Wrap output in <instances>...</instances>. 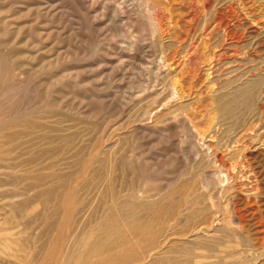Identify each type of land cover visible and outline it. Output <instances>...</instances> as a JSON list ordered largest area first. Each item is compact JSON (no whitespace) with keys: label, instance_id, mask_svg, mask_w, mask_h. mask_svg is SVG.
<instances>
[{"label":"rangeland","instance_id":"1","mask_svg":"<svg viewBox=\"0 0 264 264\" xmlns=\"http://www.w3.org/2000/svg\"><path fill=\"white\" fill-rule=\"evenodd\" d=\"M146 1L148 2V0H0V264H61L73 249L75 241L88 230L87 226L89 225V228L91 224L100 221L99 214L103 211L108 181L110 182L112 178L118 179L120 173L128 171L126 163L119 160L122 152L131 158L135 156L133 158L135 167L129 169L127 174L130 176L135 174V179H138L136 185L143 178L144 188L139 191L135 202L149 203L153 198L155 202H159V198L161 200L164 195L174 193L182 187V183L196 185L200 179L203 180L196 175L200 171L208 173L214 167L205 152L204 141L211 140L210 133L220 122L222 116L219 110L220 94L227 89L226 79L229 78L223 75L224 72H219L214 84L213 75L208 72L219 38L211 39L201 23L207 15L202 0H169L168 3H165L167 0H151L150 3ZM246 4L251 13L249 9L242 11V7L237 5L239 13L245 15L247 12L246 18L242 21L246 33L244 42L241 43L242 48L244 47L245 51L250 49V54L254 58L258 56L259 62L263 63L260 58L264 57V0H246ZM115 5L120 7L119 13L114 10ZM149 22L151 25H147ZM256 28L260 29V34L255 31ZM255 36H258L259 40L254 38ZM255 41L260 44L256 43L253 46ZM246 54H244L246 57L250 55L248 52ZM254 63L250 62L249 66L254 67ZM250 73L245 72L241 79L247 80L251 77ZM252 73L257 74V71ZM256 76L258 80L260 79L257 89L259 94L257 93V96L244 106V113H241L239 121L227 120V126L224 125L219 131L221 140L219 142H222L220 144L222 149L228 148L226 153L234 150L241 161L248 155L255 168L261 170L258 174L259 194L264 213V84H262L264 72ZM174 83L178 90L176 98L171 97ZM222 86H225V89ZM168 98L172 99L164 104ZM145 109H150L151 113L142 120L141 113ZM249 116L255 121L254 128L257 130L247 131L243 137L241 131L246 125L245 122L252 120ZM141 123H147L151 128L143 129L139 127ZM187 125L191 126V131ZM236 139L240 140L236 142ZM195 144L202 152L200 155L194 153ZM96 145L100 162L96 161L95 167L83 175L79 168L81 161L96 149ZM236 147L238 151H235ZM116 155L119 156L118 164L124 165L122 168L118 165L114 169L111 165ZM140 156L146 167L144 170L142 164L138 162ZM108 160L112 162L109 163ZM65 164L68 167H64ZM136 164H139L141 169ZM242 165L241 162L239 171L243 170ZM242 173L243 175L240 172L242 177L238 181H249L245 172ZM20 175L29 178L19 182ZM48 176L55 179L52 181ZM67 176L66 180L73 182L72 190L75 188L70 202L64 199L63 193L67 190L59 183L60 180L66 181ZM73 177L74 180L78 179L73 181ZM210 178L208 177L207 181L215 186L214 178ZM212 185L210 187L213 188ZM50 189L52 195L56 191L53 195L55 198H51ZM237 191L240 197L248 195L247 191L241 189ZM100 192L103 200H98L102 197L99 195ZM204 194L199 195L200 199H205L206 193ZM221 198L219 201L226 204L227 196ZM202 205L205 203L202 202ZM64 207H72L70 209L73 213L69 210L70 214L67 215L64 213L66 212ZM57 208V212L54 211ZM145 210L141 208L139 213L148 216ZM93 214H96V217ZM69 215L73 216V220ZM218 217L220 216L216 217L214 225L219 226ZM81 218H84L83 225L81 222L78 223ZM5 220L9 221L6 225ZM66 220L69 222L67 231L71 234L66 238V229H62L61 233L65 238L61 240L54 232L53 222L59 224L60 221ZM191 221L182 225H175L174 222L175 227L167 226L168 229L161 223L156 224L152 232L136 236L128 244L130 246L134 243L133 248L137 251L133 249L134 252L126 257L125 264H161L163 255L170 254L169 256L174 259L173 255L180 253V250L196 245L195 241L190 240L192 236L183 230ZM2 226H5V229ZM74 227L79 230L76 231ZM6 233H13L12 239H16V242L11 244L12 249L9 250L11 253L4 252L6 245L5 240L2 241L4 238L2 236ZM169 234L170 237H166ZM203 236L202 242L208 244L207 237ZM19 237L23 239L25 245L24 251L20 252ZM110 241L109 245L116 246L115 239ZM122 247L124 246L114 247L106 252L107 256H111L109 264H119L122 259L119 254ZM206 250L208 249L203 250L205 257H201L203 264L213 261V257L210 258V250L205 252ZM17 253L23 254L25 263L16 262L17 260L12 262Z\"/></svg>","mask_w":264,"mask_h":264},{"label":"bare ground","instance_id":"2","mask_svg":"<svg viewBox=\"0 0 264 264\" xmlns=\"http://www.w3.org/2000/svg\"><path fill=\"white\" fill-rule=\"evenodd\" d=\"M151 0H148L147 3H150ZM155 1V0H154ZM162 1V0H161ZM169 0L165 1V3H168ZM203 1V8L207 10V15L204 18L203 27L205 28V31L207 35L210 36V38H219L218 42L216 43L217 50L213 52V58L210 62V67L208 68L209 74L213 75V81L215 83V77L218 76L219 72H224L223 75L229 76V78L226 79V84L228 86L227 89L224 90L220 94V109L221 110V119L220 122L217 124L218 126L212 130L213 132L210 133L211 140L204 141V149L205 152L210 157V162L214 165V167L207 173V172H201L196 175L199 177H202L203 180L200 179L199 183L197 182L196 185L191 184H183L182 187L176 188L177 191L174 193H171L170 195H164V198L160 200L159 202H155L154 198L153 201L149 203H143V202H135L139 196V191L144 188L143 181L141 179V182H139L137 185V180L135 179L134 175H129L127 172H129V169H133L135 167L134 160L131 158L130 155L120 152L119 160L120 162H125L128 168V171L120 173L118 179L116 178H110L111 181H108V190L104 196L101 194L102 197L98 198L103 200V211L100 221L91 224V226L87 229L85 228V232L83 233L81 237L75 241V245L73 249L69 252L65 260L61 264H109L110 257L107 256L106 252L111 251L114 249V247L118 246H124L122 247V250L119 254L122 256L119 264H125L126 263V257L131 255L135 248H133V245H130L128 243L131 242L133 238L140 234H145L147 232H150L152 228L156 224H162L163 226L168 229L167 226H174L175 225H182L185 224L187 221H191V224H189L185 229V233H189V236H192V239L188 237V239L191 240V242L196 243V245L191 246L188 249L180 250L177 255H173L172 259L169 255H163L161 257L162 261L161 264H203L201 261L203 259L201 257H205V253L203 250L207 248L210 250V258L213 257V261L211 260L208 264H264V213L262 211V206L260 203V185H259V171L255 168L253 165V162H251L250 158L245 156V158L241 161L235 152L226 153L227 149H222V142L219 141V131L222 129L228 121H239V118L241 117V113L244 110V106L249 104L251 100H253L258 92V77L256 75H262L264 72V57H261L260 59L263 60V63L259 62V59L254 58L250 54V49L244 50V47L242 48V44L244 42V37L246 36L245 30H244V24L243 20L246 18V14L238 12V6L242 7V11L246 10L248 11L249 6L246 4V0H202ZM17 2V1H16ZM118 2V1H117ZM116 2V3H117ZM164 2V1H163ZM171 2V1H170ZM15 3V2H14ZM119 3V2H118ZM122 3V2H121ZM153 3V2H152ZM237 3V5L235 4ZM42 4V3H41ZM156 4V3H155ZM158 4V3H157ZM161 6L162 4L159 3ZM149 5V4H148ZM168 5V4H167ZM17 6V5H16ZM110 6V5H109ZM164 6V4H163ZM65 7V6H64ZM167 7V6H165ZM251 7V6H250ZM58 8V7H57ZM113 8V7H112ZM123 8V7H122ZM137 8V7H136ZM149 6H147V10ZM67 9V8H66ZM141 9V8H140ZM50 10V9H49ZM114 10L119 13L120 7L118 5L114 6ZM142 10H144L142 8ZM145 10V11H147ZM241 10V9H240ZM47 11V10H46ZM139 12V11H138ZM149 12V11H148ZM151 12V11H150ZM249 12L251 13L250 9ZM248 12V13H249ZM51 13V12H50ZM143 13V12H142ZM141 13V14H142ZM153 13V12H152ZM13 14V13H12ZM15 14V13H14ZM19 15V14H18ZM147 15V14H146ZM96 16V15H95ZM2 17V16H1ZM151 20V16L148 17ZM51 19V18H50ZM52 20V19H51ZM153 20V19H152ZM144 21V20H143ZM22 22V21H21ZM42 22V21H41ZM116 23V22H115ZM143 23V22H142ZM145 23V21H144ZM151 22H149L147 25H149ZM252 23V22H251ZM3 25V24H2ZM143 25V24H142ZM146 25V26H147ZM151 25V24H150ZM56 26V25H55ZM157 26V25H156ZM58 27V26H57ZM64 27V26H63ZM26 28V27H25ZM43 29V28H42ZM155 29V27H154ZM257 29V28H256ZM255 31H258V34L261 33L259 31L260 29H257ZM113 31V30H112ZM155 31V30H153ZM152 31V32H153ZM25 32V31H24ZM252 32V31H251ZM49 33V32H48ZM254 33V32H253ZM125 34V33H124ZM257 34V35H258ZM81 35V34H80ZM16 36V35H15ZM34 37V36H33ZM258 36H255L254 38H257ZM14 38V37H13ZM252 38V37H251ZM132 39V38H131ZM250 39V38H249ZM255 39V40H256ZM259 40V39H258ZM261 40V39H260ZM37 41V40H35ZM43 42V41H42ZM137 42V41H136ZM10 43V42H9ZM258 44L259 42L255 41L253 43V46L255 44ZM156 44V43H155ZM260 44V43H259ZM252 45V44H251ZM252 46V47H253ZM260 46V45H259ZM108 47V46H107ZM154 47V46H153ZM248 47V46H247ZM251 47V46H249ZM264 48V47H263ZM253 49V48H252ZM26 50V49H25ZM257 51V50H256ZM37 52V51H36ZM166 52V51H164ZM250 54L248 57H246V53ZM46 53V52H45ZM246 54V55H244ZM14 55V54H13ZM28 59V58H27ZM22 62V61H21ZM250 62L254 63V67L249 66ZM14 63V62H13ZM130 63V62H129ZM143 63V62H142ZM21 64V63H20ZM131 64V63H130ZM32 65V64H31ZM246 65V66H244ZM248 66V67H247ZM142 67V66H141ZM246 67V69H245ZM19 68V65L18 67ZM23 69V68H22ZM26 69V68H25ZM146 69V68H145ZM24 70V69H23ZM257 71V74L252 73L253 71ZM25 71V70H24ZM65 71V70H64ZM67 71V70H66ZM71 71V70H70ZM133 71V70H132ZM243 72V73H242ZM245 72H251L250 78H247V80L241 79ZM7 73V72H6ZM77 73V72H76ZM131 73V72H130ZM147 73V72H146ZM242 73V74H241ZM34 74V72H33ZM58 74V73H57ZM119 75V74H118ZM9 76V75H7ZM152 77V76H151ZM116 78V77H115ZM220 78V77H219ZM120 79V78H119ZM152 78H150L151 80ZM159 79V78H158ZM143 80V78H142ZM146 81V79H144ZM149 80V78H148ZM173 80V79H172ZM178 80V79H177ZM175 80V81H177ZM52 81V80H51ZM27 82V81H26ZM139 82V79H138ZM135 83V82H134ZM166 83V81H165ZM171 83V82H170ZM176 83V82H175ZM173 84L174 91L171 93L172 98H176L178 95V90L176 88V84ZM213 83V82H212ZM18 84V83H17ZM31 84V83H29ZM127 84V83H126ZM139 84V83H138ZM145 84H147L145 82ZM151 84V83H150ZM260 84V83H259ZM264 84V83H262ZM34 85V84H32ZM74 85V84H73ZM124 85V84H123ZM134 85V84H133ZM141 85V84H140ZM148 86V85H146ZM158 86V85H157ZM260 86V85H259ZM24 87V86H23ZM34 87V86H33ZM118 87V86H117ZM142 87V86H140ZM225 86H222L223 89ZM11 88V87H10ZM15 88V87H14ZM19 88V87H17ZM144 88V87H143ZM149 88V87H148ZM217 88V87H216ZM221 88V87H220ZM221 88V89H222ZM29 89V88H28ZM35 89V88H34ZM71 89V88H70ZM90 89V88H89ZM164 89V88H163ZM222 89V90H223ZM14 90V89H13ZM181 90V89H180ZM221 90V91H222ZM211 91V90H210ZM218 91V90H217ZM216 91V93H217ZM116 92V91H115ZM124 92V91H123ZM24 93V92H23ZM47 93V92H46ZM113 93V92H112ZM49 94V93H48ZM109 94V93H108ZM114 94V93H113ZM116 94V93H115ZM182 94V93H181ZM219 96V95H218ZM2 97V96H1ZM6 97V96H5ZM67 97V96H66ZM119 97V95H118ZM168 97V96H167ZM166 97V98H167ZM180 97V96H179ZM212 97V96H211ZM9 98V97H6ZM170 98V97H169ZM167 99L164 104L169 103V101L172 99ZM182 98V97H181ZM13 99V98H12ZM132 99V98H131ZM165 99V98H164ZM178 99V98H177ZM263 99V98H262ZM2 100V99H1ZM4 100V99H3ZM11 100V99H10ZM81 100V99H80ZM100 100V99H99ZM145 100V99H144ZM6 101V100H5ZM130 101V100H129ZM7 102V101H6ZM33 102V101H32ZM76 102V101H75ZM264 102V101H263ZM87 103V102H86ZM90 103V102H89ZM156 102H154L155 104ZM72 104V103H71ZM47 105V104H46ZM87 105V104H86ZM117 105V104H116ZM160 105V104H159ZM169 105V104H168ZM64 106V105H63ZM76 106V105H75ZM156 106V105H155ZM67 107V106H66ZM77 107V106H76ZM75 107V108H76ZM217 107V106H216ZM59 108V107H58ZM218 108V107H217ZM124 109V108H123ZM255 109V108H254ZM261 109V108H260ZM18 110V109H17ZM39 110V109H38ZM42 110V109H41ZM52 110V109H51ZM264 110V109H263ZM142 120L146 116H149L151 113L150 109L142 110ZM253 111V110H252ZM97 112V111H96ZM137 112V111H136ZM213 112V111H212ZM60 113V112H59ZM72 113V112H71ZM74 113V112H73ZM170 113V112H169ZM244 113V112H243ZM255 113V112H253ZM252 113V114H253ZM262 113V112H261ZM129 114V113H128ZM168 114V113H167ZM250 114V116H253ZM12 115V114H11ZM85 115V114H84ZM157 115V114H156ZM255 115V114H254ZM45 116V115H44ZM50 116V115H49ZM83 116V115H82ZM89 116V115H88ZM96 116V115H95ZM115 116V115H114ZM130 116V115H129ZM218 116V115H217ZM220 116V115H219ZM249 116V117H250ZM264 116V115H263ZM41 117V116H40ZM62 117V116H61ZM106 117V116H105ZM197 117V116H196ZM47 118V117H46ZM195 118V117H194ZM256 118V117H255ZM65 119V118H64ZM100 119V118H99ZM127 119V118H126ZM252 117H250V120ZM57 120V119H56ZM137 121V118L135 119ZM141 120V122H142ZM228 120V121H227ZM256 120V119H255ZM60 121V120H59ZM157 121V120H156ZM190 121V119H189ZM200 121V120H199ZM211 121V120H210ZM187 122V121H185ZM213 122V121H212ZM250 122V123H249ZM254 120L245 122L246 125H244L243 130L241 131V135L244 137L246 136L247 131H252L254 128ZM258 122V121H257ZM7 123V122H6ZM96 123V122H95ZM190 122H187V124ZM200 123V122H199ZM249 123V124H248ZM131 124V123H130ZM209 124V123H208ZM257 124V123H255ZM155 125V124H154ZM189 125V124H188ZM187 125V127H188ZM191 125V123H190ZM203 125V124H202ZM260 125V124H259ZM193 126V125H192ZM227 126V125H226ZM229 126V125H228ZM33 127V126H32ZM139 127L143 129H150L151 127L148 126L147 123H141L139 124ZM50 128V127H49ZM189 130L191 131V126H189ZM239 128V127H238ZM264 128V127H263ZM45 129V128H43ZM48 129V128H47ZM85 129V128H84ZM226 130V128H225ZM257 130V129H255ZM116 131V130H115ZM206 131V130H205ZM78 132V131H77ZM80 132V131H79ZM99 132V131H98ZM131 132V131H130ZM152 132V131H151ZM259 132V131H258ZM86 133V132H85ZM133 133V132H132ZM163 133V131H162ZM205 133V132H204ZM224 133V132H223ZM13 135V134H12ZM203 135V134H202ZM249 135V134H247ZM222 136V135H221ZM250 136V135H249ZM23 137V136H22ZM40 137V136H39ZM115 137V136H114ZM204 137V135H203ZM57 138V137H56ZM137 138V135H136ZM206 138V137H205ZM222 138V137H221ZM55 139V138H54ZM93 139V138H92ZM191 139V138H190ZM219 139V140H218ZM7 140V139H6ZM75 140V139H74ZM131 140V139H130ZM240 139H236V142H238ZM11 141V140H10ZM63 141V139H62ZM132 141V140H131ZM217 141V142H216ZM247 141V140H246ZM23 142V141H22ZM8 143V142H7ZM177 143V142H176ZM25 144V143H24ZM37 144V143H36ZM78 144V143H77ZM150 144V143H149ZM237 144V143H236ZM71 145V144H70ZM245 145V144H244ZM243 145V147H244ZM227 146V145H226ZM246 146V145H245ZM37 147V146H36ZM221 147V148H220ZM242 147V146H241ZM17 148V146H16ZM16 148H13L16 149ZM32 148V147H31ZM23 149V148H22ZM95 149V147H94ZM129 149V148H128ZM222 149V150H221ZM17 150V149H16ZM133 150V149H132ZM131 150V151H132ZM149 150V149H148ZM238 151V148L236 147L235 151ZM243 150V149H242ZM241 150V151H242ZM31 151V150H30ZM71 151V150H70ZM90 151V150H89ZM101 151V150H100ZM103 151V150H102ZM134 151V150H133ZM193 151V150H192ZM240 151V152H241ZM82 152V151H81ZM228 152V151H227ZM9 153V152H8ZM113 153V152H112ZM117 153V152H116ZM194 153L195 154H201L202 152L198 148V145H194ZM210 153V154H209ZM24 154V153H23ZM26 154V153H25ZM28 154V153H27ZM61 154V153H60ZM159 154V153H157ZM194 154V155H195ZM118 155V153H117ZM112 159V161L108 162L111 163L112 167L117 168L118 165V157ZM133 155V153H132ZM137 155V154H136ZM148 155V154H147ZM229 155V156H227ZM240 155V153H239ZM42 156V155H41ZM98 147L96 145V149L94 151H91L90 154L86 155L82 161L79 168H81V172L83 175L87 174L89 171L93 169L94 164L96 161L98 162L100 160ZM255 156V155H254ZM107 157V156H106ZM152 157V156H151ZM204 157V156H203ZM6 158V157H5ZM69 158V157H68ZM256 158V156H255ZM7 159V158H6ZM63 159V158H62ZM66 159V158H65ZM106 159V158H105ZM104 159V160H105ZM183 159V158H182ZM47 160V159H46ZM136 160V159H135ZM140 164H142L143 170L146 168L144 166L143 159L140 156ZM200 160V159H198ZM245 160V161H244ZM3 161V160H1ZM137 161V160H136ZM44 162V160H43ZM72 162V161H71ZM100 162V161H99ZM102 162V161H101ZM242 162L243 170L238 168L240 167V164ZM246 162V163H245ZM16 163V162H15ZM31 163V161H29ZM53 163V162H52ZM70 163V162H69ZM68 163V164H69ZM205 163V162H204ZM203 163V164H204ZM57 164V163H56ZM56 164H53L54 166ZM77 164V163H76ZM100 164V163H99ZM210 164V163H209ZM65 164L64 167H68ZM97 165V164H96ZM110 165V164H109ZM110 165V166H111ZM139 164H136L138 166ZM14 166V165H13ZM23 166V165H22ZM70 166V165H69ZM104 166V164H103ZM121 165L120 168H122ZM258 166V165H257ZM48 167V166H47ZM52 167V166H51ZM78 167V166H77ZM99 167V166H96ZM102 167V166H101ZM140 168V165L138 166ZM201 167V166H200ZM21 168V167H20ZM54 168V167H53ZM77 168V169H79ZM125 168V167H123ZM126 168V170H127ZM138 168V170H140ZM204 168V167H203ZM17 169V167H16ZM98 169V168H96ZM202 169V168H201ZM200 169V170H201ZM205 169V168H204ZM21 170V169H20ZM19 170V171H20ZM28 169H26L27 171ZM35 170V169H34ZM102 170V169H101ZM110 170V169H109ZM112 170V168H111ZM135 170V169H134ZM133 170V171H134ZM208 170V169H207ZM24 171V169H23ZM187 171V170H186ZM245 172V175L249 178V181H238L240 177H242L243 173ZM29 172V171H28ZM64 172V171H63ZM77 172V170H76ZM80 172V171H79ZM106 172V171H105ZM104 172V173H105ZM115 172V171H114ZM137 172V171H136ZM196 172V169H195ZM241 172V174H240ZM75 173V171H74ZM91 173V172H90ZM89 173V175H90ZM100 173V171H99ZM107 173V172H106ZM117 173V172H116ZM141 173V172H140ZM79 174V173H78ZM132 174V172H131ZM139 174V173H138ZM144 174V173H143ZM142 174V175H143ZM153 174V173H152ZM240 174V175H239ZM13 175V174H12ZM53 176L55 174H50V176ZM67 175V174H66ZM98 175V173L96 174ZM140 175V174H139ZM10 176V175H9ZM39 176V175H38ZM43 176V175H42ZM47 176V175H46ZM48 176V177H50ZM57 176V175H56ZM64 175H60V177H63ZM73 175H70V177ZM111 176V175H110ZM145 176V174L143 175ZM142 176V177H143ZM183 176V175H182ZM193 176V175H192ZM11 177V176H10ZM37 176H35L36 178ZM59 177V176H58ZM80 177V176H77ZM107 177V175H106ZM211 177L215 180V186L210 184V182L207 181V178ZM27 178H29L27 176ZM26 177L23 175H20L18 180L19 182H24ZM57 178V177H56ZM76 178V177H75ZM94 178V177H93ZM97 178V177H96ZM95 178V179H96ZM104 178V177H103ZM139 178V177H138ZM173 178V177H172ZM191 178V177H190ZM210 178V179H211ZM50 180L53 181L55 177H50ZM68 179L65 178V180ZM72 179V178H71ZM78 179V178H77ZM77 179L73 181H76ZM87 179V178H86ZM85 179V180H86ZM99 179V178H98ZM151 179V178H150ZM152 179H154L152 177ZM162 179V178H161ZM187 179V178H186ZM205 179V180H204ZM17 180V179H15ZM13 180V181H15ZM47 180V179H46ZM63 180V179H62ZM84 180V179H83ZM101 180V179H100ZM106 180V179H105ZM108 180V179H107ZM157 180V179H156ZM171 180V179H170ZM193 180V179H192ZM35 181V180H34ZM58 181V180H57ZM61 181V180H60ZM59 183L61 184V187H65L67 191L64 190L63 197L64 199H67V201L70 202L69 199H71L73 191V182L71 180L61 181ZM146 181V178H145ZM144 181V182H145ZM182 181V180H181ZM11 182V181H10ZM9 182V183H10ZM18 182V181H17ZM33 182V181H32ZM47 182V181H46ZM82 182V181H81ZM106 182V181H105ZM176 182V181H175ZM213 182V181H212ZM2 183V182H1ZM91 183L93 181L91 180ZM98 183V182H96ZM12 184V183H11ZM34 184V183H33ZM43 184V183H42ZM99 184V183H98ZM177 184V183H176ZM2 185V184H1ZM57 185V184H56ZM86 185V183L84 184ZM173 185V184H172ZM210 185L213 186L210 187ZM51 186V185H50ZM90 186V185H89ZM94 186H96L94 184ZM177 185H175L176 187ZM193 186V187H192ZM52 187V186H51ZM97 187V186H96ZM105 187V186H104ZM165 187V186H164ZM163 187V188H164ZM58 188V187H57ZM82 188V187H81ZM106 188V187H105ZM167 188V185L166 187ZM29 189V188H28ZM100 189V188H99ZM155 189V188H154ZM175 189V188H174ZM244 190L248 192V195H241L237 194V190ZM70 190L72 192H70ZM105 190V189H104ZM150 190V189H149ZM159 190V189H158ZM164 190V189H163ZM172 190V189H171ZM192 190V191H191ZM51 193V198H53L56 194V191L53 193L51 192V189L49 190ZM106 191V190H105ZM87 192V191H86ZM167 192V191H166ZM170 192V191H169ZM179 192V193H177ZM206 193L205 199L208 201H205V199H200L201 196ZM155 193V192H154ZM84 194V193H83ZM157 194V193H155ZM154 194V195H155ZM160 194V193H159ZM49 195V194H48ZM183 195V196H182ZM186 195V196H184ZM194 195V196H193ZM205 195V194H204ZM219 195V196H218ZM227 196L223 206L221 201L219 199L221 197ZM59 196V195H58ZM81 196V195H80ZM192 196V197H191ZM220 198H218V197ZM48 197V196H47ZM94 197V196H93ZM153 197V196H152ZM51 199L50 197H48ZM55 198V197H54ZM96 198V199H97ZM62 199V198H61ZM60 199V202H61ZM82 199V198H81ZM152 199V198H150ZM222 199V198H221ZM53 200V199H52ZM100 200V201H102ZM148 200V199H147ZM22 201V200H21ZM50 201V200H49ZM48 201V202H49ZM95 201V200H94ZM146 201V199H145ZM59 202V201H58ZM64 202V201H62ZM89 202V201H88ZM205 203V205L201 206V203ZM21 203V202H19ZM24 203V202H23ZM50 203V202H49ZM55 203V201H54ZM75 203V202H74ZM90 203V202H89ZM88 203V204H89ZM53 204V201H52ZM64 204V203H63ZM67 204V203H65ZM72 204V203H71ZM49 205V204H48ZM68 205H70L68 203ZM73 205V204H72ZM100 205V206H101ZM23 206V205H22ZM50 206V205H49ZM52 206V205H51ZM54 206V205H53ZM57 206V205H56ZM66 206V205H65ZM16 208V207H15ZM18 208V207H17ZM59 208V207H58ZM55 209L54 211L58 210ZM62 208V207H61ZM66 208V212L64 213L70 214L69 210L72 211V207H64ZM84 208V207H81ZM80 208V209H81ZM92 208V206H91ZM141 208H145V212L148 213V216L142 215L139 213ZM49 209V208H48ZM51 209V208H50ZM101 209V208H100ZM99 209V210H100ZM74 210V209H73ZM96 210V209H95ZM94 210V213L97 211ZM102 210V209H101ZM144 210V209H142ZM52 211V212H54ZM87 211V210H86ZM57 212V211H56ZM62 212V211H61ZM100 212V211H98ZM144 212V213H145ZM63 213V214H64ZM73 213V211H72ZM78 213V212H75ZM87 213V212H86ZM55 214V213H54ZM66 215V214H65ZM72 215V214H71ZM94 216L96 214H93ZM53 216V215H51ZM61 216V215H60ZM81 216V215H80ZM93 216V217H94ZM98 216V217H100ZM218 217L220 222L219 226L214 225V221L216 220V217ZM69 217H71L69 215ZM89 217V216H88ZM96 217V216H95ZM8 218V217H7ZM10 218V217H9ZM14 218V217H12ZM11 218V219H12ZM63 218V217H62ZM73 216L71 217V219ZM80 218V217H78ZM8 219V220H11ZM84 218H81V220H78V223L81 222V225H83L82 221ZM90 219V218H88ZM8 220H5V225L8 224ZM61 220V219H60ZM70 220V218L68 219ZM73 220V219H72ZM95 220V218L93 219ZM15 221V220H14ZM54 221V219H53ZM57 221V220H56ZM75 221V219H74ZM77 221V220H76ZM11 222V221H10ZM67 220L66 221H60L59 224H54V232L58 235V239H63L62 229H66L65 231L66 238H68V235L71 234L67 231ZM88 222V220H87ZM69 223V222H68ZM90 223V222H88ZM189 223V222H188ZM72 224V222H70ZM77 224V223H76ZM187 224V223H186ZM80 225V224H79ZM71 226V225H70ZM74 226V225H73ZM10 227V226H9ZM81 227V226H80ZM161 227V226H160ZM175 227V226H174ZM179 227V226H178ZM2 228L5 229V226ZM76 228H78L76 226ZM74 229L77 231L79 229ZM156 228V227H155ZM164 228V227H163ZM181 228V227H180ZM165 229V230H166ZM2 230V229H1ZM9 230V229H6ZM11 230V229H10ZM82 230V228H81ZM80 230V231H81ZM159 230V229H158ZM178 230V229H177ZM181 230V229H180ZM175 231V230H174ZM2 232V231H1ZM62 232V233H61ZM79 232V231H78ZM152 232V231H151ZM77 233V232H76ZM162 233V232H161ZM183 233V232H182ZM184 233V234H185ZM2 234V233H1ZM13 234V233H12ZM11 233H6L2 237L4 241L6 249L4 252L9 251L12 249L11 244L13 242H16V239H12ZM148 234V233H147ZM165 234V233H164ZM158 235V234H157ZM205 235L207 237V242H202V236ZM80 236V235H79ZM154 236V235H153ZM163 236V235H162ZM54 237V236H53ZM166 237H170V234ZM204 237V236H203ZM21 239V237H19ZM65 238V237H64ZM148 238V237H147ZM151 238V237H150ZM149 238V239H150ZM116 246L109 245V241L114 240ZM152 239V238H151ZM72 240V239H71ZM73 239L72 241H74ZM139 240V239H136ZM143 240V239H142ZM147 240V239H146ZM167 240V239H166ZM183 240V239H182ZM71 241V242H72ZM110 241V242H111ZM151 241V240H149ZM165 241V240H164ZM179 241V240H178ZM136 242V241H135ZM18 243V242H17ZM53 243V242H52ZM65 243V242H64ZM70 243V241H69ZM162 243V242H161ZM175 243V242H174ZM74 244V243H73ZM72 244V245H73ZM154 244V243H153ZM159 244V243H158ZM165 244V242H164ZM178 244V242H177ZM13 245V244H12ZM21 249L18 250L24 251L25 245L23 244V239H21ZM50 245V244H49ZM68 245V244H66ZM65 245V246H66ZM183 245V244H181ZM190 245V244H189ZM140 246V245H138ZM158 246V245H157ZM185 245H183L184 247ZM53 247V246H52ZM68 247V246H67ZM156 247V246H155ZM155 247H152L153 249ZM186 247V246H185ZM184 247V248H185ZM20 248V247H19ZM62 248V246H61ZM141 248V247H140ZM139 248V249H140ZM151 248V249H152ZM18 249V248H17ZM134 249V250H133ZM138 249V248H137ZM145 249V248H144ZM149 249V250H151ZM180 249V248H179ZM178 249V250H179ZM68 250V249H67ZM206 250L205 252H208ZM12 251V250H11ZM137 251V250H135ZM142 251V250H141ZM174 251V250H173ZM3 252V253H4ZM58 252V251H57ZM9 253H11L9 251ZM50 253V252H49ZM48 253V254H49ZM137 253V252H135ZM149 253V252H148ZM166 253V252H165ZM18 254V255H17ZM14 257L15 260L12 262H22L25 263L26 259L22 256V253H17ZM46 254V255H48ZM139 254H141L139 252ZM8 255V254H7ZM66 255V254H65ZM64 255V257H65ZM207 255V254H206ZM51 256V255H50ZM172 256V255H171ZM138 257V256H137ZM207 257V256H206ZM49 258V257H48ZM45 259V258H44ZM50 259V258H49ZM52 259V256H51ZM64 259V258H63ZM46 260V259H45ZM47 262L49 260H46ZM135 262V261H134ZM130 263V262H128ZM39 264V263H38ZM132 264V263H131Z\"/></svg>","mask_w":264,"mask_h":264}]
</instances>
